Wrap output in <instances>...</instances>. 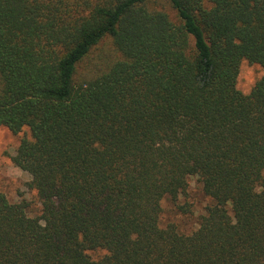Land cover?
<instances>
[{
  "label": "trees",
  "instance_id": "obj_1",
  "mask_svg": "<svg viewBox=\"0 0 264 264\" xmlns=\"http://www.w3.org/2000/svg\"><path fill=\"white\" fill-rule=\"evenodd\" d=\"M106 38L121 59L81 78ZM243 62L264 69V0H0V126L28 131L13 161L42 207L0 191V264H264ZM190 178L210 204L185 235L161 218Z\"/></svg>",
  "mask_w": 264,
  "mask_h": 264
},
{
  "label": "rangeland",
  "instance_id": "obj_2",
  "mask_svg": "<svg viewBox=\"0 0 264 264\" xmlns=\"http://www.w3.org/2000/svg\"><path fill=\"white\" fill-rule=\"evenodd\" d=\"M119 59L121 54L115 48L112 39L106 38L81 64L80 77L96 75ZM263 75L264 69L261 66L243 62L238 78V89L244 94H249ZM27 133L28 131L24 130L19 134H13L7 128L0 126V191L12 203L26 202L28 214L31 217H38L41 215L42 207L37 193L29 187L31 177L13 161L20 141ZM189 183L188 194L180 199L177 207L170 199L163 201L161 218L162 227L174 225L180 233L185 235L193 233L198 228L199 217L210 204L209 198L204 195L197 179L190 178ZM178 206L184 208L179 210Z\"/></svg>",
  "mask_w": 264,
  "mask_h": 264
}]
</instances>
